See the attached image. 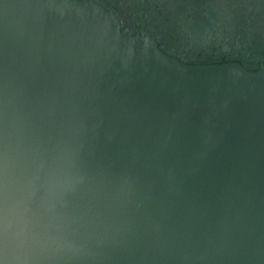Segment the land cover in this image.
Instances as JSON below:
<instances>
[{
	"label": "water",
	"instance_id": "1",
	"mask_svg": "<svg viewBox=\"0 0 264 264\" xmlns=\"http://www.w3.org/2000/svg\"><path fill=\"white\" fill-rule=\"evenodd\" d=\"M0 264H264V67L0 0Z\"/></svg>",
	"mask_w": 264,
	"mask_h": 264
},
{
	"label": "flooded vegetation",
	"instance_id": "2",
	"mask_svg": "<svg viewBox=\"0 0 264 264\" xmlns=\"http://www.w3.org/2000/svg\"><path fill=\"white\" fill-rule=\"evenodd\" d=\"M187 65L264 67V0H95Z\"/></svg>",
	"mask_w": 264,
	"mask_h": 264
}]
</instances>
